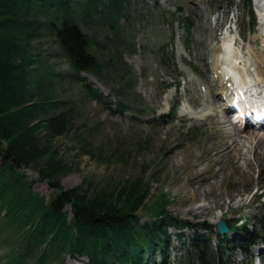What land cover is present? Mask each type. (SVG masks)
<instances>
[{
    "label": "rangeland",
    "instance_id": "374dc122",
    "mask_svg": "<svg viewBox=\"0 0 264 264\" xmlns=\"http://www.w3.org/2000/svg\"><path fill=\"white\" fill-rule=\"evenodd\" d=\"M251 1L256 23L252 35L247 32L248 17L240 0L231 7L228 0H125L114 15L118 29L114 39L103 14L93 20L85 17L80 26L93 39L92 51L96 55L103 51L108 58L107 74L114 77V82L84 72L80 75L86 81H74L59 42L46 36L37 41L42 59L54 73L47 87L50 99L55 105L65 101L73 107L69 132L49 139L58 157L72 168L60 177V184L93 192L141 177L148 183L145 206L136 211L141 222L146 219L145 207L166 196L170 200L167 211L189 223L213 224L225 219L249 229H258L261 224L257 243L248 253L235 249L231 260L233 264H264V130L247 127L238 132L240 136L234 135L238 142L236 157L232 149L225 155L216 153L215 144L221 136L237 130L229 123L222 103L217 102L218 93L208 88H215L209 61L217 52L232 51L228 68L251 75L258 69L255 55L264 58V0ZM185 18L190 28L183 45L178 21ZM105 38L106 46L102 47L98 43ZM121 39L124 45L119 47ZM120 52L118 65L126 70L111 65L118 61ZM126 79L131 86L124 94L130 103L142 107V114L135 112L136 108L122 111L114 104L109 107L83 86L98 88L104 100L115 102L117 84L123 85ZM172 82L179 87L164 90ZM165 112L169 116L162 118ZM41 138L44 140V135ZM20 170L32 181L38 195L55 194L54 187L39 179L36 171L28 167ZM177 231L179 236L175 235ZM169 232L170 253L160 264H185L187 258L188 264H196L192 257L193 231L170 227ZM198 233L209 236L204 230ZM211 242L216 244L215 238ZM7 251L0 244L1 263ZM85 261L84 256L66 255L63 264Z\"/></svg>",
    "mask_w": 264,
    "mask_h": 264
},
{
    "label": "trees",
    "instance_id": "16d2710c",
    "mask_svg": "<svg viewBox=\"0 0 264 264\" xmlns=\"http://www.w3.org/2000/svg\"><path fill=\"white\" fill-rule=\"evenodd\" d=\"M102 1L0 0V244L8 249L0 264H63L66 255L84 256L85 264H158L157 258L166 260L170 252L169 228L185 226L195 235L192 257L196 264H230L232 250L247 251L263 228L249 229L226 220L235 235L221 237L206 221L189 223L169 213L166 196L145 207L146 219L141 222L136 211L144 208L148 195V183L141 177L93 192L60 184V177L72 168L58 157L49 139L69 132L73 107L65 101L55 105L50 99L47 87L54 73L36 42L45 36L59 42L74 81H85L80 75L83 71L114 82L107 74L108 58L103 51L98 55L92 51L93 39L80 26L85 17L93 20L103 14L111 38L118 37L114 15L125 0ZM241 5L253 28L250 0H241ZM106 41L98 44L105 47ZM121 59L120 53L112 67L125 69L118 65ZM83 86L101 99L98 89ZM125 88L120 85L116 91L122 94ZM125 99L123 96L119 106ZM21 167L36 171L39 179L54 187L55 194L38 195ZM198 229L215 235L216 246L211 245L210 237L198 234Z\"/></svg>",
    "mask_w": 264,
    "mask_h": 264
},
{
    "label": "bare ground",
    "instance_id": "6f19581e",
    "mask_svg": "<svg viewBox=\"0 0 264 264\" xmlns=\"http://www.w3.org/2000/svg\"><path fill=\"white\" fill-rule=\"evenodd\" d=\"M217 53H216V55H217ZM223 53H225V52H223ZM231 54H232V51H227L226 52V55L227 56L224 57L225 58L224 60L225 61L229 60V56ZM216 57L217 56L211 58V60L209 61V63L211 64V66L213 67V69L217 71L218 64H217V58ZM254 60H255L254 62L257 63V65L259 66L258 69H257V71H256V73L258 74L260 80L264 83V72H263L264 71V58L262 57V55H258L257 54V55H255V59ZM232 62H235V60H233ZM205 63H207V62H205ZM261 64H263L262 67H261ZM223 65H224L225 68H223L222 73H225V72L230 73L231 77L233 78V80L235 82H238V83H243L244 82V81H239L241 79H240L239 75L236 74V72L234 71L233 68H228L230 65H226V64H223ZM243 75H245V77H249V75L246 72L245 73L243 72ZM224 81L225 80H224V77H222V74H218V78H217V80L215 82V88H212L210 85L208 86V88L210 90H212L214 93H217V89L219 91V87H221V88H224L225 87L224 86ZM217 102L219 103L218 100H217ZM223 108L225 110V107L224 106H223ZM233 127L235 128V130H237L236 133H234V134L233 133H228V134H226L224 136H221L222 138H220L218 141L216 140L217 141L216 144L214 143L216 145L215 146V148H216V151L215 152L216 153L221 154V155H225V154H227V152L229 150L231 151V149H232V150H234L233 155H235V157H236V154L238 152V142H237V139L234 137V135L236 137L237 136H240V134L238 133L240 130L235 125ZM214 129H215V127H214ZM229 140H231V141H229Z\"/></svg>",
    "mask_w": 264,
    "mask_h": 264
},
{
    "label": "water",
    "instance_id": "95a60500",
    "mask_svg": "<svg viewBox=\"0 0 264 264\" xmlns=\"http://www.w3.org/2000/svg\"><path fill=\"white\" fill-rule=\"evenodd\" d=\"M215 231L219 234H225L228 232V227L223 219H219L214 223Z\"/></svg>",
    "mask_w": 264,
    "mask_h": 264
}]
</instances>
